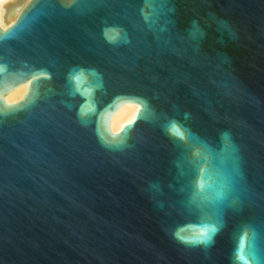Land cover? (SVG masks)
Returning <instances> with one entry per match:
<instances>
[{
    "label": "water",
    "instance_id": "obj_1",
    "mask_svg": "<svg viewBox=\"0 0 264 264\" xmlns=\"http://www.w3.org/2000/svg\"><path fill=\"white\" fill-rule=\"evenodd\" d=\"M5 7L0 264H264V0Z\"/></svg>",
    "mask_w": 264,
    "mask_h": 264
},
{
    "label": "bare ground",
    "instance_id": "obj_2",
    "mask_svg": "<svg viewBox=\"0 0 264 264\" xmlns=\"http://www.w3.org/2000/svg\"><path fill=\"white\" fill-rule=\"evenodd\" d=\"M18 0H0V27L3 29H7L10 27L16 20V14L11 16V21H6V15L8 10L6 9V5L9 3H16ZM29 82L23 83L12 91L7 93L4 98L7 103H17L21 99H23L24 95L28 92ZM140 109V105L136 103L132 104H123L112 116L110 121L111 130L113 133H117L121 131V129L128 123L134 121L135 115H137L138 110Z\"/></svg>",
    "mask_w": 264,
    "mask_h": 264
},
{
    "label": "snow or ice",
    "instance_id": "obj_3",
    "mask_svg": "<svg viewBox=\"0 0 264 264\" xmlns=\"http://www.w3.org/2000/svg\"><path fill=\"white\" fill-rule=\"evenodd\" d=\"M177 134L180 136L181 139H183V134L182 133H177ZM212 231H215V229H212Z\"/></svg>",
    "mask_w": 264,
    "mask_h": 264
}]
</instances>
